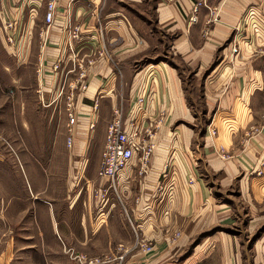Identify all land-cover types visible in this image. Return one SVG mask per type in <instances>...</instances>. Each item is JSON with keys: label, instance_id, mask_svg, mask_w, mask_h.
Wrapping results in <instances>:
<instances>
[{"label": "crops", "instance_id": "obj_1", "mask_svg": "<svg viewBox=\"0 0 264 264\" xmlns=\"http://www.w3.org/2000/svg\"><path fill=\"white\" fill-rule=\"evenodd\" d=\"M47 1L0 0V264H264V240L247 239L261 218L264 50L243 34L246 18L264 30V0H55L46 28ZM117 119L150 153L115 194L98 172Z\"/></svg>", "mask_w": 264, "mask_h": 264}, {"label": "built area", "instance_id": "obj_2", "mask_svg": "<svg viewBox=\"0 0 264 264\" xmlns=\"http://www.w3.org/2000/svg\"><path fill=\"white\" fill-rule=\"evenodd\" d=\"M203 2H196L193 4L192 12L196 13L198 8ZM46 13L44 16V22L46 28H49L54 24L55 20V11H56V2L55 0H48L46 7ZM251 16V15H250ZM7 29L12 28V23L5 24ZM255 33L264 32L263 29H254ZM71 38L76 39L78 37V29H73L71 33ZM8 42H11V38H7ZM147 103V97L145 95H140L137 97L135 104L133 105L132 115L142 112ZM77 113L72 109V104H68V133L69 137L67 138V147L71 148L73 143L72 132L73 128L76 126ZM212 135L215 134L214 131H211ZM150 153V148L145 149L143 143L139 140V135L137 131H126L122 128L120 120H114L107 128L105 145L102 153V160L100 170L98 172V177L104 180H108L111 183V189L116 194V184L119 180L121 174L128 167L131 160L136 155H142V158L145 160ZM168 170L164 174V177H167ZM172 189V187H170ZM172 190L169 192V197L172 196ZM134 233L136 231L134 230ZM152 247L146 245L143 247L144 253H150ZM78 260L80 258L76 257ZM82 258V257H81ZM120 260L122 257H119ZM82 260V259H81ZM80 264H83L79 261ZM98 260L88 261L87 264H97Z\"/></svg>", "mask_w": 264, "mask_h": 264}, {"label": "rangeland", "instance_id": "obj_3", "mask_svg": "<svg viewBox=\"0 0 264 264\" xmlns=\"http://www.w3.org/2000/svg\"><path fill=\"white\" fill-rule=\"evenodd\" d=\"M252 21V20H251ZM251 21H248L247 20V18H246V21H245V28L247 29V32H248V34L246 35V33L244 32L243 34L246 36L245 37V43H246V45H245V47H247L248 49L250 48V49H256L257 48V51L259 50V49H262V50H264V45H255L254 44V39L259 43H262V42H264V32H262V33H255L254 32V29H253V26H250L251 25ZM263 23H264V21H263ZM264 25V24H263ZM244 27V26H243ZM244 30V29H243ZM244 43V44H245ZM256 69H259V70H263L264 71V57L263 58H261V63H260V67H257ZM262 105L264 106V103H262ZM260 110H261V114L262 113H264V107H261L260 108ZM207 119L208 118H206V117H202L201 118V121L199 122L198 121V125H197V127H196V131L198 132V133H200V134H204L205 132H207L208 130V127L209 126H207V123L205 124V122L207 121ZM195 128V127H194ZM262 129L264 128V127H261ZM207 130V131H206ZM216 134V133H215ZM214 134V135H215ZM214 135H212V136H214ZM260 182H259V187H261V188H255L256 190H252V192H254V193H256V195L254 196V200L256 201V202H259L260 203V205H261V210H260V214H259V216H261V218H260V220H259V222H258V224H257V226L253 229L254 231H255V234L253 235V236H251V237H246L247 239H248V246L249 247H251L254 243H256V242H258V241H263L264 240V173L261 175L260 174ZM247 182H248V180H247ZM257 185H258V182L256 183ZM246 185H248L247 183H246ZM245 185V186H246ZM248 192V191H247ZM229 196L228 197H226V196H223L226 200H228V201H230V202H236V199H237V196L239 197V196H241L240 195V193H239V188H237V187H235L234 189H231L230 191H229ZM221 196V195H220ZM247 207H249V206H244L243 208H245L244 210H243V212L241 213L242 215H244L243 213H245V214H247L248 213V208ZM239 209H241V206H239ZM245 219H249V217L247 216ZM247 221V220H246ZM246 224V222L243 224V225H245ZM246 228V227H245ZM247 235H249V234H247ZM255 238V239H254ZM74 256H76V255H74ZM78 257V256H77ZM119 257H122V255L121 256H119ZM118 257V261L120 262V261H122V259L120 260V258ZM76 258V257H75ZM77 260V259H76ZM99 262H101V261H99ZM108 262H110V261H108ZM123 262V261H122ZM122 262H120V263H122ZM88 263V261L87 260H85V264H87Z\"/></svg>", "mask_w": 264, "mask_h": 264}]
</instances>
